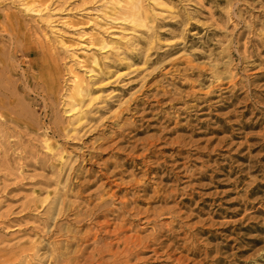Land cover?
<instances>
[{
  "label": "rangeland",
  "instance_id": "374dc122",
  "mask_svg": "<svg viewBox=\"0 0 264 264\" xmlns=\"http://www.w3.org/2000/svg\"><path fill=\"white\" fill-rule=\"evenodd\" d=\"M86 1L54 0L41 17L25 14L49 41L70 50L62 54L65 65L90 83L94 78L78 72L71 56L100 33L107 47L93 51L109 75L88 98L87 104L98 101L85 108L87 133L75 130L79 111L66 117L61 109L70 137L51 138L53 151L43 145V130L5 140L11 143L7 154L0 150L5 244L12 253L19 243L35 245L38 257L28 264H48V242L33 228L44 224V206L65 190L78 154L94 152L98 158L82 161L72 174L79 185L67 200L91 208L99 191L116 190L114 182L119 196L140 197L137 206L149 221L142 235L167 225L172 233L160 260L147 264H176L181 255L187 264H264V0H141L135 24L107 19L101 3ZM129 100L132 110L116 120ZM134 180L145 183L146 194ZM164 210L171 215L158 216ZM73 218L59 225L81 234L93 228ZM171 243L169 253L188 248L164 255Z\"/></svg>",
  "mask_w": 264,
  "mask_h": 264
},
{
  "label": "bare ground",
  "instance_id": "6f19581e",
  "mask_svg": "<svg viewBox=\"0 0 264 264\" xmlns=\"http://www.w3.org/2000/svg\"><path fill=\"white\" fill-rule=\"evenodd\" d=\"M52 1L54 0H0V150L5 154L11 144L5 143L9 136L11 139L17 132L38 135L41 130L44 147L53 151L51 138L70 137L69 125L63 120L61 109L68 114L66 117H69L71 112L79 111L76 121L78 128L75 130L78 135L81 132L87 133L88 130H84L87 113L85 108H92L98 101L90 99L87 104L88 98L98 91L93 87L109 75V65L93 51L107 47L100 33L90 35L88 44L80 51L72 52L71 56L78 72L86 71L91 74L88 77L94 78L93 83H90L72 66L65 65L67 57L62 54L70 50L49 41L36 21L27 20L25 14L40 16ZM88 3H101L104 17L114 21L122 19L135 24L142 15L141 0H88L86 4ZM15 5H19L20 10L12 11ZM42 20L49 22L51 19L42 17ZM123 49L127 55L128 51L125 47ZM132 104V100H129L120 105L115 119L119 120L128 115ZM109 105L111 108L113 103ZM127 126L129 124L125 122L121 130ZM101 147H94L93 150L100 151ZM78 157L80 161H77V166L69 172L65 190L44 206V224L33 228V231L43 233L48 242L45 246L46 249L48 247V264H147L151 259L160 260L163 256L160 253L163 245L172 238V233H166L171 231V225L160 226L153 234L142 235L146 230V226L142 225L149 224L144 217L147 210L142 212L138 208L140 197L129 199L127 195L119 196L121 191L118 182H114L116 190L112 189L109 182L103 184L102 187L110 185L111 188L108 191H99L98 200L91 208L86 205L85 209H81L84 207L67 200L68 191L75 189L72 188L73 185L76 188L79 185L77 179H72V174L79 173L82 167L79 163L91 162L98 158L94 152L88 153L87 156L80 153ZM142 157H147V153ZM77 176L78 174L76 178ZM132 184L139 185L140 191L147 193L145 183L134 180ZM175 192L176 190L172 191ZM116 203L119 207L113 208L112 205ZM42 207L37 205L36 209ZM160 215L169 216L171 212L164 210L158 214ZM69 218L80 224L86 220L93 228L81 234L70 229L71 225L67 228L59 225L62 219ZM143 220L145 222L141 223ZM1 228L8 230V226L1 225ZM60 238H64V241ZM72 246H76L75 251L70 249ZM17 247L18 251L12 253L11 247L6 245L0 236V264H28L29 261L37 259L35 245L19 243ZM164 248V255L175 256L179 248L182 249L179 252L181 255L188 246L179 247L172 253H169L174 248L172 243ZM42 261L40 260L39 264ZM188 261L185 255L175 259L176 264H187Z\"/></svg>",
  "mask_w": 264,
  "mask_h": 264
}]
</instances>
